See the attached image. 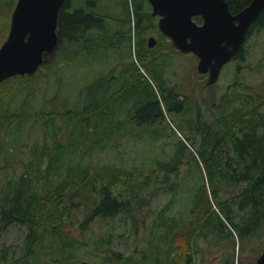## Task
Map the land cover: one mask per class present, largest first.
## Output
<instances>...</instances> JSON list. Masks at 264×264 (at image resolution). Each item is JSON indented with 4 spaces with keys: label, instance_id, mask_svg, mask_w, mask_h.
Instances as JSON below:
<instances>
[{
    "label": "trees",
    "instance_id": "1",
    "mask_svg": "<svg viewBox=\"0 0 264 264\" xmlns=\"http://www.w3.org/2000/svg\"><path fill=\"white\" fill-rule=\"evenodd\" d=\"M99 1L64 0L59 41L49 59L32 74L0 82V130L13 133L6 145L0 141V150L13 154L5 158L6 165L32 140L21 170L0 187V231L13 224L26 227L20 252L15 244H0V264H200L195 263L199 237L208 241L233 232L241 250L245 240L264 233L263 96L228 85L213 102L215 116L206 117L167 81L169 51L177 50L157 31L155 18L144 14L147 1L121 0L125 20H115L116 26L101 13ZM226 1L237 13L250 0ZM15 3L0 0V18L7 20ZM263 28L264 10L248 35ZM131 30L136 57L128 49L113 65L94 72L72 96L74 105L65 94L63 108H39V89L53 87L50 100L60 96L64 67L101 63L96 60H105L103 54L121 52L124 42H131ZM155 31L156 44L149 48L146 34ZM7 32L6 21L0 26V45ZM245 50L243 44L236 57L243 59ZM168 115L185 131L183 138L170 140L169 151L154 154L150 163L118 160L127 140L146 143L153 151L175 134ZM25 131L36 135L23 139ZM112 152V160L101 161V154ZM182 166L192 176L191 185L181 184ZM160 192L168 196L150 215L142 249L113 247L115 223H104L98 233L86 231L95 218L135 221L134 208L149 206ZM179 201L178 215L170 214ZM76 212L81 214L80 237L64 228ZM120 235L115 233V239ZM91 251L93 256L86 257Z\"/></svg>",
    "mask_w": 264,
    "mask_h": 264
},
{
    "label": "rangeland",
    "instance_id": "2",
    "mask_svg": "<svg viewBox=\"0 0 264 264\" xmlns=\"http://www.w3.org/2000/svg\"><path fill=\"white\" fill-rule=\"evenodd\" d=\"M120 4L121 0L99 1V6L102 11L101 13L112 17V21L110 22L111 25L116 26L115 20H125V9ZM10 15L7 20L6 17H3V19L0 18V26L7 21L9 29ZM150 35L153 36L156 41L158 33L156 31L151 32L150 34L147 33L146 37ZM244 44L246 48L244 58L239 59L235 57L226 62L220 70L217 81L213 84L208 85L206 83L207 74L199 73L196 70L197 57L195 55L191 53H180L177 49V51H169L171 58L166 61L168 64L165 67L164 75L167 81L174 85L179 92L183 94L185 93L188 96L194 109L198 105L203 115L208 118H213L217 113L216 106L213 105V102L228 85L232 84V88L260 94L264 98V28L259 32L250 34ZM128 49L132 53V57H136L134 53V38L132 30L131 42L128 43L125 41L121 52H115L113 49L108 55L103 54V56H105V60H96L98 62L101 61V63L93 62L91 65H85L78 68L76 65L64 67V84L58 93L60 96L56 97L54 100H50V96L53 93V87L39 89L37 92L39 108L50 105H53V107L57 109L63 108L67 105L64 101L66 99L63 98L65 94H69L67 101L71 105H74L72 96L78 91L84 82L88 78H90V81L92 76L100 70H104L113 65L115 61L122 58L123 55L128 52ZM163 50L165 51L166 49ZM141 70H144L142 66ZM262 108L264 109V101ZM168 117V125L170 128H173L175 134L170 135V138H165L164 141L156 143L153 151H150V147L146 143H135L134 140H127L121 147V149L125 150L118 160L136 164L150 163L154 154L160 155L169 151L171 147L170 140L176 136L183 138L182 135L185 131L175 127L176 125L172 119V115H168ZM12 135V132H6L5 129H1V143L4 145H6V142L9 143ZM35 135L36 134H29V132L25 131L23 139L28 137L32 138ZM28 141L29 142L26 144L27 147H29V143L32 140ZM27 147H25V152L15 151L17 159H14L8 166L6 165V159L13 158V154H5L0 150V187L4 185L6 179L14 178L21 170V162L28 155ZM189 148L193 149L190 146ZM114 157L115 152L103 153L101 154L100 159L101 161H110ZM184 169L185 167L182 166L178 174L181 177V184L188 186L192 183V176L187 174ZM181 192L182 191L179 192V198L181 197ZM167 196V193L160 192L159 195H156L152 199L149 206H141L140 204L136 206L134 208V215L136 216L135 221L130 218L122 220L119 216H116L115 219L95 218L90 228L86 231L92 230L93 233H98V231L102 229L104 223H115L116 228L115 226L112 228L114 234L112 236L111 244L113 247L125 252H135L142 249L144 246L145 236L149 232L150 215L155 213L157 208L166 200ZM211 202L213 207H215L213 199H211ZM181 209L182 202L179 201L175 204V210L170 211V214L178 215L177 211L180 212ZM80 217L81 214L76 212L73 217V222L64 225L65 229H70V232H73L75 236L79 237L80 235L76 224ZM143 217L145 218V223L141 222ZM25 232L26 227L24 225H10L7 229L0 231V244H15L14 246L16 247V251L20 252L23 247ZM115 233L121 235L116 236L115 239ZM198 242L201 250L200 255L195 258V263L224 264L226 261H231L233 259L232 264H238L239 260L242 264H255V257L260 253L264 245V233L258 238L252 237L251 239L245 240L241 250H238V241L235 232L232 233L231 237L223 238L212 236L208 241L199 237ZM85 256L90 258L93 256V252L91 251L90 253L85 254Z\"/></svg>",
    "mask_w": 264,
    "mask_h": 264
},
{
    "label": "water",
    "instance_id": "3",
    "mask_svg": "<svg viewBox=\"0 0 264 264\" xmlns=\"http://www.w3.org/2000/svg\"><path fill=\"white\" fill-rule=\"evenodd\" d=\"M64 0H16L6 38L0 45V82L15 74H32L54 52L59 41V10ZM157 29L172 48L198 57L196 70L213 84L222 66L244 43L249 27L264 10V0H250L231 13L226 0H147ZM199 16L198 24L193 17ZM147 46L156 41L148 36ZM264 264V245L255 257Z\"/></svg>",
    "mask_w": 264,
    "mask_h": 264
},
{
    "label": "flooded vegetation",
    "instance_id": "4",
    "mask_svg": "<svg viewBox=\"0 0 264 264\" xmlns=\"http://www.w3.org/2000/svg\"><path fill=\"white\" fill-rule=\"evenodd\" d=\"M147 1V0H146ZM147 3H148V1H147ZM148 5H149V3H148ZM148 10V11H147ZM144 11H145V13L144 14H150V16H151V6L149 5V6H146V7H144ZM151 17H153V16H151ZM195 17H199V16H195ZM153 18H155V20H156V26H157V20H158V16H155V17H153ZM200 18V17H199ZM194 20V19H193ZM195 21V20H194ZM196 22V21H195ZM196 23H198V24H200L201 23V18H200V22H196ZM250 28V27H249ZM158 30V29H157ZM247 35H248V33H247ZM249 36V35H248ZM248 36H246V39H247V37ZM146 39H147V37H146ZM246 39H245V41H246ZM245 41H244V43H245ZM243 43V44H244ZM242 44V45H243ZM146 45H147V41H146ZM242 47V46H241ZM238 52V51H237ZM237 52L235 53V55L231 58V59H233V58H235L236 57V54H237ZM181 53V52H180ZM188 53H191V52H188ZM191 54H193V53H191ZM193 55H195V54H193ZM196 56V55H195ZM197 57V56H196ZM230 59V60H231ZM197 60H198V57H197Z\"/></svg>",
    "mask_w": 264,
    "mask_h": 264
}]
</instances>
